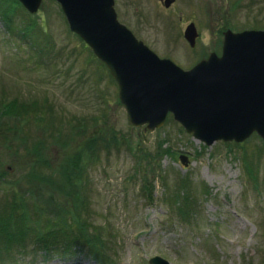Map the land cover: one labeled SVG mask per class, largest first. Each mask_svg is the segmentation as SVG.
<instances>
[{
	"label": "rangeland",
	"instance_id": "obj_1",
	"mask_svg": "<svg viewBox=\"0 0 264 264\" xmlns=\"http://www.w3.org/2000/svg\"><path fill=\"white\" fill-rule=\"evenodd\" d=\"M115 7L139 39L186 69L220 53L226 28L264 29V0H175L169 8L115 0ZM187 21L199 32L194 46L183 35ZM1 96L39 109L0 120V205L17 192L56 219L75 208L79 192L82 218L110 240L111 264H151L154 255L171 264H264V140L208 145L173 115L153 130L132 125L117 81L70 30L57 0H43L36 14L0 0ZM79 154L76 189L66 190L60 171ZM35 233L0 240V264H107L83 244L71 255H47Z\"/></svg>",
	"mask_w": 264,
	"mask_h": 264
},
{
	"label": "water",
	"instance_id": "obj_2",
	"mask_svg": "<svg viewBox=\"0 0 264 264\" xmlns=\"http://www.w3.org/2000/svg\"><path fill=\"white\" fill-rule=\"evenodd\" d=\"M37 13L43 0H20ZM80 35L119 84V98L134 126H162L169 112L206 144L264 139V29L225 31L222 54L212 52L190 69L161 58L118 19L115 0H57ZM174 0H165L169 6ZM195 23L185 30L192 45ZM188 165L187 155H180ZM151 264H171L161 255Z\"/></svg>",
	"mask_w": 264,
	"mask_h": 264
},
{
	"label": "trees",
	"instance_id": "obj_3",
	"mask_svg": "<svg viewBox=\"0 0 264 264\" xmlns=\"http://www.w3.org/2000/svg\"><path fill=\"white\" fill-rule=\"evenodd\" d=\"M5 22L10 24L8 21ZM1 98L0 120L5 115L22 113L28 107L39 109L37 101L31 102V105L33 103H36V105L28 106L29 104L26 103V99H23V102L20 104L21 99L18 97L10 98L9 100L5 96H1ZM81 159L82 155L79 154L74 158V161L72 160V164L67 162L63 164L60 176L62 178L61 186L64 189L68 190L71 185L76 189L74 185L76 183H70L71 174L80 175V173H77L78 171H75V168L76 166L80 168ZM75 195L77 197V201H74L75 208L67 210L61 218L52 219L45 215L40 207H30L25 202L23 194L14 192L11 199L7 198L8 200L0 205V240L10 241L13 237L19 236V233L21 239H23L36 230L35 241L42 248L44 247L45 254L47 255H50L51 252H54L56 256L71 255L75 251L73 248L76 245L83 244V246L88 248L86 250L92 259L111 264L112 260L105 252L110 240L105 239L97 228H94V231L90 229L91 224L88 222L89 219H83L82 214H80L85 207L86 199L79 192H75ZM43 216H46V219L43 220ZM43 229L45 230L42 233Z\"/></svg>",
	"mask_w": 264,
	"mask_h": 264
},
{
	"label": "flooded vegetation",
	"instance_id": "obj_4",
	"mask_svg": "<svg viewBox=\"0 0 264 264\" xmlns=\"http://www.w3.org/2000/svg\"><path fill=\"white\" fill-rule=\"evenodd\" d=\"M158 2H162L163 4H164V6L166 7V8H169V7H171L172 6V4H174V2H175V0L169 5V6H166L165 5V0H158ZM193 21H187L186 22V25H185V28H184V31H183V35H184V37H185V39L187 40V42L190 44V46H194L195 44H196V40H197V38H198V36H199V34L197 35V37H196V39H195V44L194 45H192L191 43H190V41L186 38V36H185V30H186V28H187V26L189 25V24H191ZM194 23V22H193ZM198 30V29H197ZM223 40V39H222ZM210 54V53H209ZM206 56V55H205ZM209 55H207L206 57H208ZM206 57H204V58H206ZM203 59V58H202Z\"/></svg>",
	"mask_w": 264,
	"mask_h": 264
}]
</instances>
